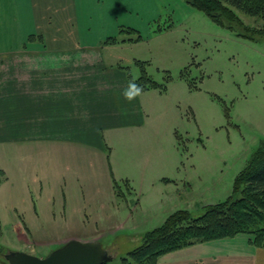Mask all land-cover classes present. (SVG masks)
Returning a JSON list of instances; mask_svg holds the SVG:
<instances>
[{
  "label": "crops",
  "instance_id": "crops-1",
  "mask_svg": "<svg viewBox=\"0 0 264 264\" xmlns=\"http://www.w3.org/2000/svg\"><path fill=\"white\" fill-rule=\"evenodd\" d=\"M104 9V0H0V41L12 45L0 48V145L17 150L27 201L11 222L46 254L70 238L100 240L102 231L124 228L139 206L166 217L165 189L184 180L180 165L165 161L161 130L152 123L160 101L163 131L169 140L171 133L179 138L177 115L161 97L167 87L145 90L128 102L122 91L133 77L122 62L108 61L114 53L125 59L116 46L141 40L105 43L116 36L107 25L96 33L81 28L84 21L90 29V22L106 15L99 13ZM152 130L157 140L149 135ZM120 150L136 157L122 162ZM125 168L152 190L145 208L142 199L134 209L117 207L113 180L132 188ZM0 170L1 192L9 177L8 167ZM233 175L230 181L219 179L224 193L231 194ZM44 229H55L53 238H38ZM157 264H264V247L240 233L167 252Z\"/></svg>",
  "mask_w": 264,
  "mask_h": 264
},
{
  "label": "rangeland",
  "instance_id": "rangeland-1",
  "mask_svg": "<svg viewBox=\"0 0 264 264\" xmlns=\"http://www.w3.org/2000/svg\"><path fill=\"white\" fill-rule=\"evenodd\" d=\"M104 4L106 9L99 13L106 15L90 22V29H86L88 26L81 21V28L96 33L105 24L110 27L107 30L112 32L111 35L120 39H135L141 35L139 42L113 48L125 59H118V53H114L108 61L122 62L131 76L138 78L143 69L137 60H141L148 75L158 82H166L167 89L160 94L177 115L179 138L171 133L169 140L170 134L163 131L165 125L161 117L165 115L160 101L156 104L152 123L155 129L161 130L158 134L163 136L165 161L178 163L179 175L184 179L165 189L168 193L166 217L158 218L154 212L142 211L139 206L127 226L115 232H101L100 242L113 255L109 263L119 264L121 256L142 243L146 231L161 225L171 213L188 209L194 215H200L205 205L229 196L230 193H224V183H221L230 181L233 174L246 165L264 138V36L258 40L239 36L194 8L188 0H104ZM237 13L247 24L264 25L262 18L241 11ZM123 27H132L136 31L121 33ZM6 46L12 45L0 41V48ZM154 130L149 135L157 140L158 134L153 133ZM118 154L122 162L130 161V155L136 157L124 150ZM17 162L16 148L0 145V167H8L6 174L9 177L0 192V247L3 249L0 264H5L2 262L4 253L10 250L44 257L58 248L53 245L54 249L46 254L41 251V246L27 242L31 240L30 235L26 239L13 229L11 221L15 209L27 206ZM124 172L130 176L132 188L120 181L126 198L120 196L117 207L121 212L126 208L134 209L142 199L145 208L152 190L141 187L132 168H125ZM222 178L224 180H219ZM233 182L234 178L229 190ZM132 222H137V227H131ZM54 232L55 229H44L37 237L51 239Z\"/></svg>",
  "mask_w": 264,
  "mask_h": 264
},
{
  "label": "trees",
  "instance_id": "trees-1",
  "mask_svg": "<svg viewBox=\"0 0 264 264\" xmlns=\"http://www.w3.org/2000/svg\"><path fill=\"white\" fill-rule=\"evenodd\" d=\"M188 2L194 8L205 12L214 22L239 36L252 40L264 36V25L258 27L247 24L237 13L241 11L264 20V0H188ZM120 31L132 34L136 29L122 28ZM140 39L141 35L135 39L129 38L133 41ZM122 41L125 40L110 36L105 43ZM137 62L142 65L143 70L141 76L135 79L137 84L143 86L144 91L151 88L166 89V82L154 80L147 74L143 62ZM190 84L193 88L192 81ZM1 174L0 170V182ZM113 182L116 195L125 196L123 185L116 179ZM127 184L125 181L124 185L128 186ZM240 233L249 235L253 244L264 247V138L246 165L236 174L232 192L225 200L205 205V210L200 215H194L188 209H178L171 213L161 225L146 231L142 243L121 256L119 264L132 262L157 264L159 257L167 252L198 242L233 237ZM0 253H3L2 247ZM2 262L9 264L6 258ZM105 264L110 263L108 261Z\"/></svg>",
  "mask_w": 264,
  "mask_h": 264
},
{
  "label": "water",
  "instance_id": "water-1",
  "mask_svg": "<svg viewBox=\"0 0 264 264\" xmlns=\"http://www.w3.org/2000/svg\"><path fill=\"white\" fill-rule=\"evenodd\" d=\"M4 256L9 264H105L113 258L100 240L79 238L68 239L44 257L23 250H10Z\"/></svg>",
  "mask_w": 264,
  "mask_h": 264
},
{
  "label": "clouds",
  "instance_id": "clouds-1",
  "mask_svg": "<svg viewBox=\"0 0 264 264\" xmlns=\"http://www.w3.org/2000/svg\"><path fill=\"white\" fill-rule=\"evenodd\" d=\"M143 94H144L143 86L137 84L135 78L129 80L127 86L122 91L123 98L128 102H132L137 97H140Z\"/></svg>",
  "mask_w": 264,
  "mask_h": 264
}]
</instances>
